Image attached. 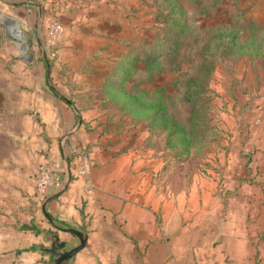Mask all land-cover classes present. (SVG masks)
I'll return each mask as SVG.
<instances>
[{
  "label": "crops",
  "instance_id": "0c3cea01",
  "mask_svg": "<svg viewBox=\"0 0 264 264\" xmlns=\"http://www.w3.org/2000/svg\"><path fill=\"white\" fill-rule=\"evenodd\" d=\"M79 2L0 0V264H50L49 256L34 248L41 243L36 227L50 225L33 188L42 162L53 174L47 194L61 186V150L70 180L46 211L86 232V244L70 264H256L257 258L264 264V252L256 253L250 237L239 233L245 217L224 218L219 196L238 189L221 185L219 174L202 165L200 156L188 150L178 157L175 145L137 121L131 125L135 137H124L119 150L107 148V139L95 132L99 111L79 110L69 101L94 97L80 87L95 78L94 67L102 66L98 55L141 49L150 37L144 28L151 36L156 32L150 11L129 23V31L118 23L111 31L91 25L83 32L76 24ZM52 20L62 27L59 38L47 35ZM143 21L151 24L145 27ZM126 32L135 47L126 46ZM115 54L105 64L107 79L118 77L124 89L117 93L131 97L126 90L130 72L144 63L134 54L130 59L126 52L122 58ZM113 66L117 71L111 78ZM112 123L104 119L100 126Z\"/></svg>",
  "mask_w": 264,
  "mask_h": 264
},
{
  "label": "rangeland",
  "instance_id": "374dc122",
  "mask_svg": "<svg viewBox=\"0 0 264 264\" xmlns=\"http://www.w3.org/2000/svg\"><path fill=\"white\" fill-rule=\"evenodd\" d=\"M178 2L184 29L174 35L176 50L159 56L151 65L131 69L126 90L133 96L117 93L124 89L118 77L107 79V58L113 61L117 52L121 58L125 52L129 59L134 57L135 48L116 49L111 50V57L98 55L102 66L93 68L95 78L81 82V91H93L94 97L69 101L79 110L90 107L99 111L95 132L97 138L99 133L107 139V148L119 150L126 139L135 137L131 125L136 121L163 139L172 130L174 135L170 133L169 140L178 157L192 151L200 156L202 165L219 174L221 185L238 189L232 195L219 196L224 218L245 217L247 224L238 226L240 235L250 237L256 253L264 252V0ZM156 4L157 0H81L77 28L85 32L98 25L111 31L120 23L129 31V23L141 15L146 17ZM177 9L172 11L170 22L160 23L161 36L172 37ZM143 23L145 27L151 24ZM144 29L145 36H151ZM23 36L21 33L20 38ZM122 36L128 38L127 47H135L130 45L134 40L129 41L127 32ZM116 71L113 66L111 78ZM80 116L88 117L87 113ZM104 119L116 126H100ZM260 261L257 258L256 264H262Z\"/></svg>",
  "mask_w": 264,
  "mask_h": 264
},
{
  "label": "water",
  "instance_id": "95a60500",
  "mask_svg": "<svg viewBox=\"0 0 264 264\" xmlns=\"http://www.w3.org/2000/svg\"><path fill=\"white\" fill-rule=\"evenodd\" d=\"M1 35L2 32L0 31V37ZM79 122L80 121L78 120V124ZM60 154L64 172L63 182L58 189L47 194L43 198L40 207L43 217L50 225V229L36 227L38 233L40 234L41 243L34 247L39 252L49 256L50 264H70L74 255L86 244V232L83 229L61 224L53 219L46 211L48 203L65 190L70 180L67 159L62 150L60 151ZM59 232L72 237L73 243L68 241L67 236L60 239L58 234Z\"/></svg>",
  "mask_w": 264,
  "mask_h": 264
},
{
  "label": "trees",
  "instance_id": "16d2710c",
  "mask_svg": "<svg viewBox=\"0 0 264 264\" xmlns=\"http://www.w3.org/2000/svg\"><path fill=\"white\" fill-rule=\"evenodd\" d=\"M178 5V0H157L155 9L150 11L153 14L154 21L156 23L155 35L145 39L143 48L133 51L136 58L142 59L144 65H151L158 59L159 56H169L171 55L172 51L176 50L177 43L175 42L174 35L177 36L181 34L184 29V23L181 22L183 17L180 14L181 11ZM175 7L178 8L177 11H175V17L177 18L178 22L174 25V27L172 26V32H170L172 37L165 38L160 35V29L163 28L160 23L168 21L170 22V17L172 16V11ZM222 47L225 49V45ZM170 133L174 135L172 130ZM169 134L165 138L167 144H170Z\"/></svg>",
  "mask_w": 264,
  "mask_h": 264
},
{
  "label": "built area",
  "instance_id": "2783aa9c",
  "mask_svg": "<svg viewBox=\"0 0 264 264\" xmlns=\"http://www.w3.org/2000/svg\"><path fill=\"white\" fill-rule=\"evenodd\" d=\"M2 13L0 12V23ZM1 25V24H0ZM47 35L53 38H59L62 33V27L56 22L51 21L47 26ZM80 174H84L83 170L79 171ZM53 184V174L50 168L46 163H40L37 166L35 172V180H34V188H33V196L37 202H41L42 199L48 193L50 187ZM85 192L88 194L90 192V188L88 182L85 181Z\"/></svg>",
  "mask_w": 264,
  "mask_h": 264
}]
</instances>
